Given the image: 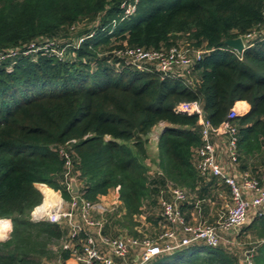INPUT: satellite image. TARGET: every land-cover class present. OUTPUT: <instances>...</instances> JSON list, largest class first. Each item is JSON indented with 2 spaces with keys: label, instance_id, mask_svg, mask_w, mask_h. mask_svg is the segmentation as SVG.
Segmentation results:
<instances>
[{
  "label": "trees",
  "instance_id": "trees-1",
  "mask_svg": "<svg viewBox=\"0 0 264 264\" xmlns=\"http://www.w3.org/2000/svg\"><path fill=\"white\" fill-rule=\"evenodd\" d=\"M126 1L0 0V218L11 223L8 238L0 240V264H55L69 255L59 246L67 236L65 224L30 218L42 199L37 183L69 198L66 160L51 147L68 152L70 174L85 198L118 191L121 204L106 214L102 229L110 237L123 231L139 236V229L157 236L160 211L146 214V224L139 215L170 200L169 183L187 191L200 184L199 197L208 196L196 171L201 116L176 112L179 102L197 101L214 126L235 103L247 102L248 110L233 118L238 165L260 181L264 40L241 52L225 40L258 29L264 0H138L135 13L121 20ZM30 44L35 50L28 51ZM183 44L213 48L194 65L193 88L156 71L136 70L115 54ZM162 122L169 126L158 136L153 159L149 134ZM242 233L254 242L247 250L250 263L222 243L196 242L145 264H264V208L234 236Z\"/></svg>",
  "mask_w": 264,
  "mask_h": 264
},
{
  "label": "built area",
  "instance_id": "built-area-1",
  "mask_svg": "<svg viewBox=\"0 0 264 264\" xmlns=\"http://www.w3.org/2000/svg\"><path fill=\"white\" fill-rule=\"evenodd\" d=\"M137 2L138 0H129L121 3L123 9L121 20L135 13ZM115 23L116 20H113V26ZM239 37L243 42L242 50L252 46L257 40H264V22L258 29ZM82 40L83 37L78 39ZM31 49L35 50L33 44H30L28 51ZM212 50L213 48L205 46L193 48L183 44L167 50L126 48L116 51L115 54L136 70L156 71L160 78H177L187 87L193 88L191 75L194 65ZM14 53L15 51L11 54ZM237 103L230 108L226 119L216 126L203 117L197 101L179 102L173 108L176 112L195 113L201 116L202 145L196 150V171L206 180L211 177L217 178L229 189L231 204L225 217L217 225H208L199 220L188 222L180 209V204L188 202L192 195L184 188L169 183L170 200L160 201L162 229L157 236L141 233L140 229L139 236L129 235L126 231L116 237L107 236L102 231L106 222L105 216L121 204L118 191L112 188L95 200H89L80 192L79 183L76 181L78 189L72 193L71 179L74 176L70 174L68 152L63 147H51V150H57L66 160L64 186L69 198H65L60 189L49 190L47 184L37 183L42 199L31 210L30 218L33 221L47 220L68 227L67 236L61 240L59 246L69 250V255L64 260L58 257L54 263L145 264L159 254H168L192 243L203 242L209 246H217L225 236L236 235L254 215L261 214L264 208V185L248 171L237 168L238 135L233 118L242 114ZM139 218L143 224L147 223L144 213H141ZM0 223L2 224L0 240H5L9 236L11 223L6 218H0ZM81 233L84 235L83 240L79 238ZM250 256V253L246 254L248 263L251 262Z\"/></svg>",
  "mask_w": 264,
  "mask_h": 264
},
{
  "label": "crops",
  "instance_id": "crops-1",
  "mask_svg": "<svg viewBox=\"0 0 264 264\" xmlns=\"http://www.w3.org/2000/svg\"><path fill=\"white\" fill-rule=\"evenodd\" d=\"M237 107L240 109V111L242 113H244L248 110L249 106H248L247 102L239 101L237 103ZM158 125H160L161 130H163L165 127L169 126L165 122L159 123ZM159 132H161V131H159ZM223 162H225V161H223ZM237 168L241 171L246 170L252 175V173L248 169L242 170L239 165H237ZM152 169H156V166L152 167ZM259 170L261 172V175L259 178L260 183H261V185H264V169L260 168ZM252 176H254V175H252ZM212 178H215V177H211L208 180L203 178V180H202L203 183L205 184V187L209 189V191H207L209 193L208 196H204V198L199 197L200 184H198L195 189L189 190L191 195H192V198L190 199L191 202H187V204L185 203L183 205L184 206L183 207V213H184L185 217L188 219L187 220L188 222H194L195 220H199V221L203 220V222L204 221L207 222L206 220H208V222L212 221L213 218L215 219L217 217L216 213L214 215L215 210L213 209V204H214L215 199H213V198H220V199L226 200V197L228 196L230 199V196H229L230 194L227 191V186H225L223 183L219 182V180L217 178H215L212 181ZM213 183L216 185V187H214L215 185H213ZM227 208H226V211H227ZM146 211L147 210H145V215L151 214V217H152V216H157L158 212L160 210H159V208L158 209L155 208L154 211L151 210L155 215H153V213H151L149 210L147 212ZM225 215H226V213H225ZM225 215H224V217H225ZM208 224H212V223H208Z\"/></svg>",
  "mask_w": 264,
  "mask_h": 264
},
{
  "label": "rangeland",
  "instance_id": "rangeland-1",
  "mask_svg": "<svg viewBox=\"0 0 264 264\" xmlns=\"http://www.w3.org/2000/svg\"><path fill=\"white\" fill-rule=\"evenodd\" d=\"M159 131H162L160 129V125H156L155 127H153L152 131L149 134L148 153H150V156L153 159H156V157H157V147H158L157 141H158V136L161 133ZM163 155L165 157V154H163ZM146 163L150 164L151 161L149 159H147ZM110 191H111V189H110ZM213 199H215L214 204H213V209L215 210L214 215L216 213L217 217L215 219L213 218V220L209 221V222H208V220H206L207 222L204 221V223H206V224L212 223L214 225H217L218 222L221 221V219L224 217V215L226 213V208L228 206H230L231 200L229 199L228 196L226 197V200L220 199V198H213ZM145 210L148 211V208H146ZM153 215H155V214L153 213ZM201 222H203V220ZM238 232H239V230H238ZM246 233H242V235L240 237L234 236L233 234H229L228 236H225L223 238L224 240L221 243L226 246L227 250H229L230 252H233V253H238L242 258L244 256V254L245 255L248 254L247 250H250V249H248L249 246H254V242L251 241L252 240L251 235L246 234ZM139 234L141 235L140 232H139ZM146 234H148V233H146ZM52 248L54 250H56L58 248V244H53Z\"/></svg>",
  "mask_w": 264,
  "mask_h": 264
},
{
  "label": "water",
  "instance_id": "water-1",
  "mask_svg": "<svg viewBox=\"0 0 264 264\" xmlns=\"http://www.w3.org/2000/svg\"><path fill=\"white\" fill-rule=\"evenodd\" d=\"M225 44L230 46L231 48H234L237 51H242L243 49V42L240 37H236L233 39H227L225 40ZM155 164H152V167H155ZM71 188H72V193L77 192V185H76V180L74 178L71 179Z\"/></svg>",
  "mask_w": 264,
  "mask_h": 264
}]
</instances>
